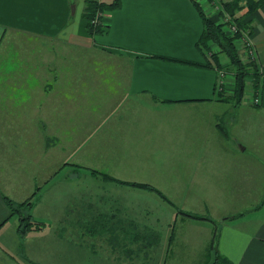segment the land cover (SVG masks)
Segmentation results:
<instances>
[{
  "label": "rangeland",
  "instance_id": "rangeland-1",
  "mask_svg": "<svg viewBox=\"0 0 264 264\" xmlns=\"http://www.w3.org/2000/svg\"><path fill=\"white\" fill-rule=\"evenodd\" d=\"M205 1L210 11L229 0ZM56 40L17 33L0 62V191L18 210L9 212L18 229L29 214L49 228L40 250L26 251L43 253V264H214L211 239L225 219L217 213L232 207L211 198L206 207L203 194L217 198L219 191L195 190L193 159L175 157L186 150L182 140L193 150L195 136L182 131L174 113L170 123L162 112L150 117L154 122L133 120L136 113L126 107L137 98L123 89L120 56ZM219 59L228 67L225 54ZM233 74L221 77L232 89ZM246 82L243 99L252 100V81ZM232 89L220 97L236 104ZM117 180L148 184L161 195ZM10 257L1 250L0 264H17Z\"/></svg>",
  "mask_w": 264,
  "mask_h": 264
},
{
  "label": "crops",
  "instance_id": "crops-1",
  "mask_svg": "<svg viewBox=\"0 0 264 264\" xmlns=\"http://www.w3.org/2000/svg\"><path fill=\"white\" fill-rule=\"evenodd\" d=\"M89 1L104 2L0 0V62L17 33L53 42L58 39V43L67 45L89 43L120 56L123 89L127 88L129 97L137 98L126 107L136 113L133 120L154 122L156 120L150 121V117L162 112L170 123L174 113L182 131H189L196 138L191 151L188 141L182 140L186 150L181 151L183 155L175 156L193 159L190 164L194 165L195 173L190 174V180L197 186L195 190L219 191L217 198L214 194H203L206 207H212L210 198L217 202L224 200L232 207L229 212L217 213L225 219L211 239L213 251H217L226 264H264V0H256L259 7L243 19L249 27L240 29L255 50L259 74L257 106L252 105L250 99L238 104L223 100L220 96L230 88L225 87L226 84L220 87L219 69L212 65L199 67L205 60L197 51L196 43L204 27L190 0H116L117 7L105 13L103 35L93 37L87 33L88 21L84 17ZM203 1L197 2L203 14L215 25H224L223 20L230 17L229 14L219 17L220 6H212L206 0V5L213 7L208 11V7H202ZM153 56L199 65L177 64ZM161 108L163 110L158 111ZM226 191L235 192L238 199L233 200L232 196L226 199L220 193ZM3 197L8 198L0 191V251L10 255L17 264H26L21 262L20 255L33 264H43L40 260L43 253L30 254L26 250H40L37 246L41 245L42 236L49 228L28 231L21 237L18 220L9 218L10 211ZM234 221L240 224L228 225ZM12 230L23 243L11 236Z\"/></svg>",
  "mask_w": 264,
  "mask_h": 264
},
{
  "label": "trees",
  "instance_id": "trees-1",
  "mask_svg": "<svg viewBox=\"0 0 264 264\" xmlns=\"http://www.w3.org/2000/svg\"><path fill=\"white\" fill-rule=\"evenodd\" d=\"M191 5L193 8H195L197 14L200 17V20L203 24L204 30L202 32L201 37L199 38L198 42L196 43V49L197 51L201 54L203 60H205V64L203 66L199 67H211V65L219 69V72H231L234 71L233 74V89L230 88V91L232 89L233 91V97H235V102L241 103L244 101L243 96L245 94V87H246V82L248 79L252 81L251 87H252V93L253 96H259V92L257 90L258 85H259V74L257 72L255 63L253 65L247 66L245 65L241 58L239 57V48L236 43V40L238 39L239 31L237 34H228L225 32L224 25H215L213 22H211L202 12L201 6L194 1L190 0ZM211 3L214 4L213 0H209ZM260 3L256 0H230V1H222L218 6L221 9L219 12L218 16H223L224 14H229L230 17L225 18V22L235 24L237 29H243L244 27H249L245 26L243 19L246 18L247 16L251 15L258 7ZM217 6V5H216ZM117 7L116 0H114L112 3H98L96 1H89L88 6L86 9V14H85V19L88 21V24L86 26L87 33L90 36H95V35H103V30L101 28L105 27L106 25L100 24L98 26H93L89 24V21L94 17L95 12L100 11L101 13H108L112 10H114ZM245 10L243 14L241 12ZM239 14V15H237ZM247 25V24H246ZM212 46H214L217 49L216 53H213ZM220 54H225L228 58V67H223L220 63L219 55ZM152 58L159 59L162 61H169L172 63H177V64H187V65H192V66H198L199 64L193 62H186V61H180L177 59L173 58H164V57H158V56H153ZM232 69V70H231ZM254 76V77H253ZM248 85V84H247ZM224 86V85H223ZM222 86V88H223ZM227 87V86H225ZM228 88V87H227ZM259 99V98H258ZM232 102V100H230ZM250 103L254 106H257V104H253L252 100L250 99ZM105 175H103L104 177ZM108 177V176H107ZM106 178V177H105ZM109 180V179H108ZM111 180V179H110ZM129 186H134L138 187L141 189H147L154 191L158 194H160L159 191H157L155 188L146 185V184H138V183H127V182H121ZM161 195V194H160ZM3 201L5 202L6 206L10 210L11 216H14L18 213V210L16 208H13L14 206L12 205L11 200L8 198L3 197ZM27 209L30 210L32 208V205L27 203L26 204ZM193 218L197 219V216H192ZM22 224L21 227L18 229V232L21 236H25L28 231H35L33 230V226L35 229H41L38 227L36 223H33L31 220V215L29 214L27 217L20 218ZM43 224V223H42ZM215 251L216 255V261L214 264L217 262H220V264H226L222 257L218 255Z\"/></svg>",
  "mask_w": 264,
  "mask_h": 264
},
{
  "label": "built area",
  "instance_id": "built-area-1",
  "mask_svg": "<svg viewBox=\"0 0 264 264\" xmlns=\"http://www.w3.org/2000/svg\"><path fill=\"white\" fill-rule=\"evenodd\" d=\"M106 17L105 13H101L100 11L95 12L94 17L89 21V24L93 25V26H98L101 23L104 24V18ZM223 24L227 25V28L229 29V31L231 32V34H237L239 31V35H238V48H239V53L240 52V48L243 49V53L241 54V58L242 55H244L245 57L248 58V61L251 63H255L256 62V56H255V50L254 47L252 46L250 40L245 36L246 34L242 33L243 31L238 30L235 24H230V23H226L225 20H223ZM105 25V24H104ZM222 73L223 72H219L220 77H222ZM219 85H225V82H223L222 80L219 82ZM222 87V86H221ZM252 103L253 104H259V99L258 96H254V98L252 99Z\"/></svg>",
  "mask_w": 264,
  "mask_h": 264
}]
</instances>
